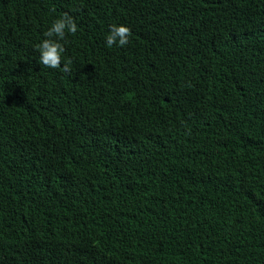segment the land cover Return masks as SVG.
<instances>
[{
	"label": "trees",
	"instance_id": "trees-1",
	"mask_svg": "<svg viewBox=\"0 0 264 264\" xmlns=\"http://www.w3.org/2000/svg\"><path fill=\"white\" fill-rule=\"evenodd\" d=\"M0 264H264V0H0Z\"/></svg>",
	"mask_w": 264,
	"mask_h": 264
},
{
	"label": "clouds",
	"instance_id": "clouds-1",
	"mask_svg": "<svg viewBox=\"0 0 264 264\" xmlns=\"http://www.w3.org/2000/svg\"><path fill=\"white\" fill-rule=\"evenodd\" d=\"M77 30L78 26L75 19L67 12L54 19L50 27L43 33L45 38L37 45L40 53L39 62L47 68H61L62 54L65 52L62 41L65 40L68 34L74 35ZM131 35L129 27L122 24H113L110 26L105 38L106 46L109 48L114 45L123 47L129 43ZM71 63L72 61L68 59L63 63L62 67V71L69 75L72 74Z\"/></svg>",
	"mask_w": 264,
	"mask_h": 264
}]
</instances>
